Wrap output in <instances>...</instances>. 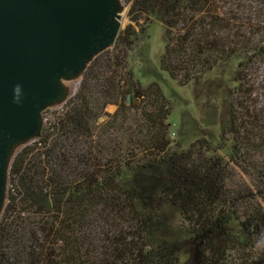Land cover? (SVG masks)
<instances>
[{"label":"trees","instance_id":"trees-1","mask_svg":"<svg viewBox=\"0 0 264 264\" xmlns=\"http://www.w3.org/2000/svg\"><path fill=\"white\" fill-rule=\"evenodd\" d=\"M124 2L139 31L160 15L159 66L177 85L236 62L229 160L206 141L181 150L170 140L160 87H142L128 65V25L43 135L14 154L0 264H264V0ZM254 66L256 89L245 73ZM172 211L181 238L168 233Z\"/></svg>","mask_w":264,"mask_h":264},{"label":"water","instance_id":"water-1","mask_svg":"<svg viewBox=\"0 0 264 264\" xmlns=\"http://www.w3.org/2000/svg\"><path fill=\"white\" fill-rule=\"evenodd\" d=\"M120 11L119 0H0V215L15 150L65 99L63 82L114 45Z\"/></svg>","mask_w":264,"mask_h":264},{"label":"rangeland","instance_id":"rangeland-1","mask_svg":"<svg viewBox=\"0 0 264 264\" xmlns=\"http://www.w3.org/2000/svg\"><path fill=\"white\" fill-rule=\"evenodd\" d=\"M119 1L122 17L119 31L124 30L128 25H132L134 31L131 38L133 45L127 57L128 65L142 87L151 83H156L160 87L170 107V115L167 118V123L170 125V140L181 150L187 149L197 141H206L218 156L225 161L229 160L231 137L224 133V130L232 119L229 91L235 85L232 80L236 77V62L230 65H218L202 79L190 82L186 86L177 85L165 72L161 71L159 66L165 44L164 25L160 20V15L141 20L139 24L142 26V31H139V28L132 24L128 17L130 3L126 4L124 0ZM256 67L254 66L252 70H245L247 78L249 77L254 82L252 89L257 88L256 81L261 77V69L259 68V71L255 73ZM80 79L81 77L63 82L67 92L65 99L44 111L39 135L17 148L15 153L24 146L36 142L43 135L46 123L51 120L53 114L60 112L66 101L74 95ZM251 98H258L260 101L258 91H252ZM114 110V107L105 109L109 114ZM102 121L103 119L99 120V122ZM236 179L249 182V179L244 178L238 172ZM9 188L7 183L6 194ZM166 222L168 233L172 237L181 238L184 235L176 212L168 213Z\"/></svg>","mask_w":264,"mask_h":264},{"label":"clouds","instance_id":"clouds-1","mask_svg":"<svg viewBox=\"0 0 264 264\" xmlns=\"http://www.w3.org/2000/svg\"><path fill=\"white\" fill-rule=\"evenodd\" d=\"M13 94H14V102H18V100H19V94H20V88H19V86H16L13 89Z\"/></svg>","mask_w":264,"mask_h":264}]
</instances>
